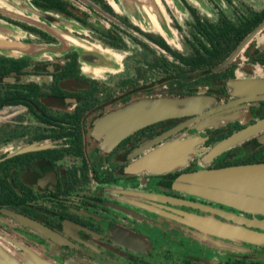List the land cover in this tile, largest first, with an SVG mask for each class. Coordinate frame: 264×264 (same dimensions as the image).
Returning a JSON list of instances; mask_svg holds the SVG:
<instances>
[{
	"label": "flooded vegetation",
	"instance_id": "obj_1",
	"mask_svg": "<svg viewBox=\"0 0 264 264\" xmlns=\"http://www.w3.org/2000/svg\"><path fill=\"white\" fill-rule=\"evenodd\" d=\"M27 2L36 18L52 15L89 48H102L112 65L85 63L79 41L0 13V27L15 29L28 48L11 55L0 46V252L21 264L34 257L51 264H264V246L201 241L187 218L233 224L216 212L264 216L175 189L188 173L264 163V128L211 156L264 121V99L245 101L230 86L264 79V0H162V33L121 0ZM199 96L214 99L206 112L227 106L216 126L183 116L114 146L100 131L107 116L134 103ZM192 138L200 139L197 152L183 169L130 171L164 144Z\"/></svg>",
	"mask_w": 264,
	"mask_h": 264
},
{
	"label": "water",
	"instance_id": "obj_2",
	"mask_svg": "<svg viewBox=\"0 0 264 264\" xmlns=\"http://www.w3.org/2000/svg\"><path fill=\"white\" fill-rule=\"evenodd\" d=\"M32 10V9H31ZM33 12H36L32 10ZM2 48L21 49L18 43L0 40ZM235 95L251 100L264 99V79L237 81L230 84ZM214 103L209 97H188L183 99L159 98L134 103L107 116L100 127L106 137V144L114 146L137 130L161 121L189 115H199L201 125L216 126L224 118L215 116L225 107H216L206 112ZM230 106V105H229ZM264 128V121L258 126L246 129L216 147L211 156H216L230 147L236 146ZM200 139L175 140L149 152L139 159L130 171L148 172L161 175L186 167L197 152L195 146ZM175 189L187 194L216 202L235 210L264 216V163L235 165L220 169H204L182 175ZM202 210H205L202 208ZM233 224L216 219L189 215L188 223L197 228L201 241L212 240L210 236L227 239L235 243H249L264 246V220H246L239 216L216 212ZM260 229L262 232L255 231ZM1 253V252H0ZM1 264H21L6 253H1ZM25 264H51L34 257Z\"/></svg>",
	"mask_w": 264,
	"mask_h": 264
},
{
	"label": "rangeland",
	"instance_id": "obj_3",
	"mask_svg": "<svg viewBox=\"0 0 264 264\" xmlns=\"http://www.w3.org/2000/svg\"><path fill=\"white\" fill-rule=\"evenodd\" d=\"M124 3V6L126 9L132 14H135V17L137 20H140L141 22H147V20L154 23L156 26L155 29L157 32H164V26L166 25V20L164 18L163 10L164 5L162 0H121ZM31 6H29V3L27 0H0V13L3 15L13 18L15 20H20L22 22H26L28 24L36 25L37 27H40L41 29H44L45 31L50 32L52 35H58L61 38L68 37L71 39H74L76 41H79L81 49H82V60L83 62H88L90 64H96L98 62H101L102 65H112L109 61L106 59V55L102 51L103 49L100 47L96 48H89L88 42H85V40H81L80 37L76 35L70 34V31L65 30L67 27L64 25H61L57 23V21H54L55 19L52 17V15H47V17L44 18V22H42L41 19L36 18V13L33 12L31 9H29ZM28 11V12H27ZM133 14V15H134ZM148 17V19H147ZM46 20V21H45ZM64 22L63 20H61ZM47 22L52 23L54 29H48L44 26V24H47ZM39 23V24H38ZM67 25H74L68 24ZM159 27V28H157ZM55 28H59L55 31ZM63 28V29H61ZM153 29V30H155ZM80 33H83L82 31ZM18 33L15 29L9 26H1L0 27V37L4 39H9L10 41L14 43L20 44L17 39ZM50 49H54V47H49ZM28 49L26 46H22L21 49L17 48H7L9 53L11 55H18L21 53H24ZM101 56V58L99 57ZM105 60V61H104Z\"/></svg>",
	"mask_w": 264,
	"mask_h": 264
},
{
	"label": "trees",
	"instance_id": "obj_4",
	"mask_svg": "<svg viewBox=\"0 0 264 264\" xmlns=\"http://www.w3.org/2000/svg\"><path fill=\"white\" fill-rule=\"evenodd\" d=\"M249 162V161H248ZM244 163V162H243ZM245 163H247V162H245ZM236 165V164H235Z\"/></svg>",
	"mask_w": 264,
	"mask_h": 264
}]
</instances>
